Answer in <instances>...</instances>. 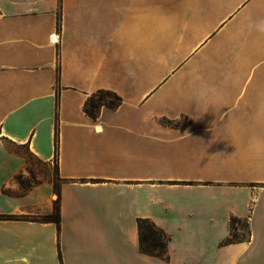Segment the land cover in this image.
<instances>
[{"label": "crops", "instance_id": "obj_1", "mask_svg": "<svg viewBox=\"0 0 264 264\" xmlns=\"http://www.w3.org/2000/svg\"><path fill=\"white\" fill-rule=\"evenodd\" d=\"M98 90L122 103L92 120ZM56 187L59 229L0 220V264H264V0H0V215ZM232 217L249 238L223 245Z\"/></svg>", "mask_w": 264, "mask_h": 264}, {"label": "trees", "instance_id": "obj_2", "mask_svg": "<svg viewBox=\"0 0 264 264\" xmlns=\"http://www.w3.org/2000/svg\"><path fill=\"white\" fill-rule=\"evenodd\" d=\"M122 103V99L116 95L115 93L107 90H98L89 96L83 106V111L92 120H96L100 114L102 108H107L110 110H116L120 107ZM20 187L24 190H27L30 187V183L26 182V180L22 179L21 176L17 178ZM56 200L54 202L53 212L46 216H1L0 220H29L34 222L41 223H53L59 229L60 225V214H59V192L56 187ZM245 221H241L235 217H232L230 220L231 228L230 235L227 239H225L222 244L228 245L237 242H243L248 240L249 231L247 229L246 237L242 236L240 230L242 226L241 223ZM246 223V222H245ZM138 234H139V249L140 252L162 258L167 259V244L169 241V236L164 233L161 229L157 228L152 222L146 219H138L137 220ZM239 227V229L237 228ZM246 227L248 224L246 223Z\"/></svg>", "mask_w": 264, "mask_h": 264}, {"label": "rangeland", "instance_id": "obj_3", "mask_svg": "<svg viewBox=\"0 0 264 264\" xmlns=\"http://www.w3.org/2000/svg\"><path fill=\"white\" fill-rule=\"evenodd\" d=\"M232 24H230L229 26H231ZM208 26V25H207ZM228 26V27H229ZM225 33V32H224ZM211 55V56H210ZM214 55H212L210 52L209 53H202V55H200L199 56V58H198V60H197V64L200 66V67H202V66H204V65H207V63L211 60V59H214L215 57H213ZM195 59H197V57L195 58ZM233 60H234V57L231 55V56H226L225 55V57H223V65H226V64H229V65H231V66H233ZM217 61H218V57H217ZM192 65V64H191ZM187 72H185V74L184 75H182V73H180L175 79H174V81H182V82H186L187 80H188V77H187V74H186ZM172 83V82H171ZM167 88H169V87H167ZM169 90H166V89H164L163 91H162V93L163 92H168ZM159 94H161V93H159ZM161 123L164 125V126H168V127H174V128H177V127H179L181 124V126H186L187 125V121H186V119H181L179 122H172V121H161ZM31 162V164L33 165V166H35V167H37L39 170H42V169H40L39 168V165L36 163V162H34L33 160H31L30 161ZM37 164V165H36ZM26 182H28L29 183V180H27ZM56 199V198H55ZM240 226H242V229L240 230V233H241V235L242 236H244V237H246V235H247V227H246V223L245 222H243V223H241L240 224ZM238 229H239V227H237Z\"/></svg>", "mask_w": 264, "mask_h": 264}]
</instances>
